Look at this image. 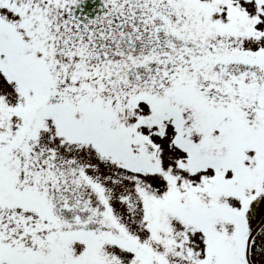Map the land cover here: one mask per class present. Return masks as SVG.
I'll use <instances>...</instances> for the list:
<instances>
[{
	"label": "snow or ice",
	"instance_id": "6c2138e0",
	"mask_svg": "<svg viewBox=\"0 0 264 264\" xmlns=\"http://www.w3.org/2000/svg\"><path fill=\"white\" fill-rule=\"evenodd\" d=\"M0 264H264V0H0Z\"/></svg>",
	"mask_w": 264,
	"mask_h": 264
}]
</instances>
